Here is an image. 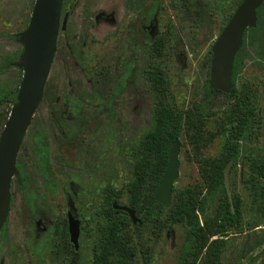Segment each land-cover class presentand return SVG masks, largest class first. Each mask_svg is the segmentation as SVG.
<instances>
[{"label": "rangeland", "instance_id": "1", "mask_svg": "<svg viewBox=\"0 0 264 264\" xmlns=\"http://www.w3.org/2000/svg\"><path fill=\"white\" fill-rule=\"evenodd\" d=\"M240 2L63 1L65 28L17 156L23 183L13 179L10 209L0 233V264H69L68 252L59 250L62 241L54 227L68 212L82 227L76 264L93 263L95 252L107 246L108 192H120L118 204L128 206L133 167L160 105L167 104L183 116L204 99L206 56ZM34 3L0 0V133L22 79L23 34ZM99 13L103 18L95 21ZM148 28L149 34L144 32ZM156 38L163 39L160 57L152 51ZM244 58L236 95L253 107L254 122L243 135L229 172L238 224L223 237L221 264H264V209L257 213L253 207L251 184L256 177L253 166L264 168V61L248 45ZM132 59L134 65L129 63ZM8 60L14 66L7 69ZM155 71L162 72L167 92L149 79L147 73ZM119 85L110 117L103 105L115 97ZM233 103L215 97L212 114L201 130L210 140L200 149L201 157L219 158L223 153ZM34 134L46 142V180L33 157ZM190 134L183 126L170 204L160 210L143 209L138 227L126 215L117 216L124 223L120 235L125 247L133 251L129 264H179L186 229L172 220V204L199 203L205 191ZM202 207L203 214L196 213L200 228L211 225L225 209L224 194L216 193ZM215 239L209 236L208 243ZM114 252L115 259L122 261ZM197 264H205L203 255Z\"/></svg>", "mask_w": 264, "mask_h": 264}, {"label": "trees", "instance_id": "2", "mask_svg": "<svg viewBox=\"0 0 264 264\" xmlns=\"http://www.w3.org/2000/svg\"><path fill=\"white\" fill-rule=\"evenodd\" d=\"M185 1L186 3H190V0ZM234 10L226 17V23L231 18ZM256 15V28L245 31L242 46L235 56L231 77V92L228 95H223L208 88L207 81L209 78V62L211 59L209 49L208 55L206 56L204 99L187 110L183 116L167 104L160 105L154 114L152 131L148 134L139 152L140 159L133 167L135 177L128 186V206L126 207L134 210L137 217L146 208L160 210L162 206L153 201V196L165 171L168 151L172 142L179 140L183 126L190 131L189 139L191 144H193L195 161L201 165L200 175L205 185V191L199 203L179 201L172 204V220L177 223H182L186 229V235L179 252V264H197L201 255L204 256L205 264H221V251L224 244L223 237L227 235L231 227L238 224L237 212L234 209L231 211L228 204L223 185V170L231 159L233 160V166H235V161L239 155V143L243 135L251 129L254 122L253 107L236 95V77L243 66L246 45L253 49L261 61H264V2L256 11ZM152 43V51L157 57H160L163 51V39L156 38ZM11 66H14V63L8 60L5 67L8 69ZM147 75L150 80L159 86L160 90L167 92V84L162 72H148ZM118 91L119 87H116L113 96H116ZM217 95L234 101L230 117V134L224 144L223 153L219 158H203L200 155V149L208 144L210 140L208 137L202 135L201 130L205 119L212 114V107L214 106ZM114 100L115 97L104 105L110 117L114 113ZM12 102V106L7 110L4 118V124L12 107L16 103V99H13ZM32 139L34 142L33 157L41 176L46 180L47 158L45 139L36 134L32 136ZM16 171L14 180H17L20 185L23 183V177L22 167L18 161H16ZM252 171L256 175L254 182L251 183L254 189L252 205L256 209V212L259 213L264 209V168L260 164H255ZM218 192L224 194L226 207L218 213L211 225L205 224L203 228H200L196 213L202 215V206L205 201L213 198ZM107 197L110 199L108 200L109 209L107 211V246L102 249V252H95L92 264H129L133 251L130 247H125V242L120 235L122 230L121 226L124 223L117 219L118 214L122 213L126 216L127 214L112 208L114 202L118 204V200L121 197L120 192L109 191ZM147 217L148 215L145 216V218ZM140 222L142 223L141 220ZM135 226L138 227L139 225ZM54 227L60 241H62L59 250L62 253L68 252L70 256L66 220H58L55 222ZM209 236L217 237V239L208 243ZM114 250H117L118 256L122 258V261L115 259ZM69 264H76L74 257L70 256Z\"/></svg>", "mask_w": 264, "mask_h": 264}, {"label": "water", "instance_id": "3", "mask_svg": "<svg viewBox=\"0 0 264 264\" xmlns=\"http://www.w3.org/2000/svg\"><path fill=\"white\" fill-rule=\"evenodd\" d=\"M264 0H242L210 48L208 88L223 95L232 89V69L235 56L243 43L247 29L257 25L256 11ZM63 0H35L28 26L23 34V61L19 66L23 75L16 95V103L0 133V230L10 209L11 186L16 175V160L25 133L41 102L44 88L56 52ZM15 66H18L15 64ZM179 140L172 142L168 151L165 171L153 196L162 207L170 204L173 184L178 177ZM231 159L223 170V185L231 211L233 199L229 186ZM116 211L126 213L133 225H141L135 211L126 206L112 204ZM69 243L78 250L79 221L71 213L66 215Z\"/></svg>", "mask_w": 264, "mask_h": 264}, {"label": "flooded vegetation", "instance_id": "4", "mask_svg": "<svg viewBox=\"0 0 264 264\" xmlns=\"http://www.w3.org/2000/svg\"><path fill=\"white\" fill-rule=\"evenodd\" d=\"M64 1V0H63ZM62 7H63V4H62ZM61 18H62V15H61ZM65 18H66V16L64 15V17H63V19H61L60 20V27L63 25L62 23H63V21L65 20ZM103 18V14L102 13H99V14H97L96 16H95V18H94V20L95 21H98V20H100V19H102ZM150 26V25H149ZM151 29L150 28H148L147 30H145L144 32L145 33H147V34H149V31H150ZM60 32H63V30L62 29H59V33ZM58 37H59V34H58ZM57 41H58V39H57ZM129 63L131 64V65H134V60L132 59V60H129ZM130 72H132V68L130 69V70H128V74L130 73ZM117 87H120V85L119 86H117ZM115 90V89H114ZM119 94V91H118V93L116 94V95H118ZM115 98H116V96H115ZM105 105V104H104ZM104 105H103V108H104ZM115 105V101L113 102V106ZM104 110H105V108H104ZM107 112V111H106ZM113 112H114V109H113ZM108 113V112H107ZM21 148V147H20ZM17 161V160H16ZM14 181V180H13ZM13 183V182H12ZM10 195H11V191H10ZM67 215V214H66ZM8 217V216H7ZM6 220H7V218H6ZM65 220H66V218H65ZM5 223H6V221H5ZM5 223L3 224V226H2V228H1V230H0V233L4 230V227H5ZM66 223H67V221H66ZM79 223H80V221H79ZM37 226H39V224L37 225ZM79 228H80V232H81V223L79 224ZM67 234H68V232H67ZM79 236H80V233H79ZM78 241H79V238H78ZM68 242H69V238H68ZM78 250H79V242H78ZM77 250V251H78ZM69 251H70V256H72V257H74V255H76L77 254V251H75L74 249H73V247H72V245L69 243ZM75 258V257H74ZM76 260V259H75Z\"/></svg>", "mask_w": 264, "mask_h": 264}]
</instances>
